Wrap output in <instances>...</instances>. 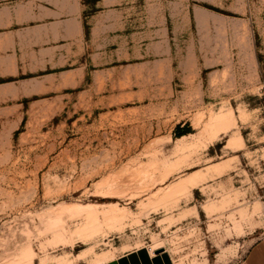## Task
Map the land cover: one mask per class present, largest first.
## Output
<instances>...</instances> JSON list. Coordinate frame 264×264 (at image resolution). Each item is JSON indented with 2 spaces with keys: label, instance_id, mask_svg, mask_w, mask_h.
Listing matches in <instances>:
<instances>
[{
  "label": "rangeland",
  "instance_id": "obj_1",
  "mask_svg": "<svg viewBox=\"0 0 264 264\" xmlns=\"http://www.w3.org/2000/svg\"><path fill=\"white\" fill-rule=\"evenodd\" d=\"M78 22L101 71L0 86V264L238 262L264 218V0H89Z\"/></svg>",
  "mask_w": 264,
  "mask_h": 264
},
{
  "label": "crops",
  "instance_id": "obj_2",
  "mask_svg": "<svg viewBox=\"0 0 264 264\" xmlns=\"http://www.w3.org/2000/svg\"><path fill=\"white\" fill-rule=\"evenodd\" d=\"M41 1L29 8L0 10V86L36 80L41 75L48 78L64 75L72 80L76 73L82 74L74 79L80 82L90 66L97 68L94 72L103 66L89 61L85 35L73 28L74 19L79 24L78 19L89 8V0ZM136 50L140 58L148 56V49ZM33 95L16 94L18 97ZM257 234V241L234 264H264V218ZM164 255L165 251L152 252L144 246L115 253L112 259L101 264H168Z\"/></svg>",
  "mask_w": 264,
  "mask_h": 264
},
{
  "label": "bare ground",
  "instance_id": "obj_3",
  "mask_svg": "<svg viewBox=\"0 0 264 264\" xmlns=\"http://www.w3.org/2000/svg\"><path fill=\"white\" fill-rule=\"evenodd\" d=\"M56 219H58V218H56ZM109 220H110V219H109ZM152 252H153V251H152ZM24 254H25V256H28V253L25 252ZM25 256H24V257H25ZM104 257H105V260H106V256L101 257V260L103 259V261H104ZM96 258L99 259V260H98L99 263H97V260H96V259H94V261L96 262V264H100V263H101V262H100V261H101L100 258H98V256H97ZM107 260H108V259H107ZM95 262H94V263H95ZM104 262H105V261H104Z\"/></svg>",
  "mask_w": 264,
  "mask_h": 264
}]
</instances>
